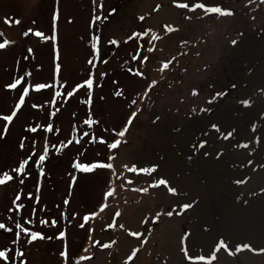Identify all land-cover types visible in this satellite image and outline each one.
<instances>
[{
  "label": "rangeland",
  "instance_id": "rangeland-1",
  "mask_svg": "<svg viewBox=\"0 0 264 264\" xmlns=\"http://www.w3.org/2000/svg\"><path fill=\"white\" fill-rule=\"evenodd\" d=\"M202 2L230 8L231 15L210 13L206 8L178 7L171 0H0V44H3L0 47V133H3L0 135V222L5 225L0 229V249H9V261L0 260V264H20V260L25 264H264V252L251 249H242L231 256L219 251L217 259L211 262L187 258L185 249L188 255H210L221 237L233 249L241 243L264 248V242L249 239L246 231L249 222H244L245 225L240 222L230 229L232 232L225 226L222 236L203 243L199 237L202 230L204 234L209 231L210 222L202 220L201 214L196 216L202 198L192 190L199 187L173 178L174 173H180L176 169L184 172L174 163L178 151L171 149L178 146L177 142L182 143V135L176 137L177 141L173 139L174 142L166 140V146L171 147L166 151L167 158H164L166 152L160 154L159 149L165 142L157 143L154 136L162 121L171 118L179 127L193 126L189 129L197 139L192 137L187 156L192 160L222 157L232 161L230 153L234 156L245 153L240 147L243 142L248 143V151L252 148L249 141L252 136L241 138L239 146L234 143V134L227 135L231 132L229 125H224L219 117L224 93L217 95L223 92L217 76L230 64L235 50L246 45L245 39L264 29V0ZM57 10L54 32L52 16ZM166 24L172 25L173 30L165 28ZM133 32L137 35L132 36ZM5 40L9 43L4 44ZM232 40L237 43L232 44ZM111 57L113 63H106ZM20 59L27 72L15 88H6V84L20 80ZM166 62L168 67L164 68ZM104 65H111L112 75L121 71L120 87L107 84L98 87L103 80ZM59 73L63 76L62 87L67 92L73 88L75 91L64 109L56 108L63 119V132L58 147L50 149L48 125L52 126ZM89 78L90 86L84 83ZM153 80L157 82L154 85ZM36 84L44 87L36 89ZM192 88L198 92L193 94ZM91 95L97 115L94 124L87 121L91 111L85 103ZM21 96L23 102L16 108ZM14 109L16 115L12 121L4 120L3 116L11 115ZM210 123L218 125L216 130L210 128ZM43 125V136L36 143L34 136ZM219 131L225 135L220 136ZM107 138H112L109 144L116 140L120 144L116 148L108 144L105 159ZM21 142L23 148L19 147ZM41 155L45 156L43 161ZM153 155L155 159L163 157L162 164L167 161V170L160 169ZM21 160L27 163L23 172H17ZM93 163L96 167L90 171L77 167ZM246 163L248 178L241 181L243 190H249L253 196L264 194V175L257 173L264 171V165L257 163L255 169L251 160ZM109 164L111 168L107 167ZM132 165L139 169H151L153 165L156 168L147 172L130 171ZM5 172L11 179L2 180ZM77 174H81V181L75 177ZM35 175L42 185L39 194L29 186L28 189L24 178ZM158 179H167L169 184L154 185L153 181ZM180 186L183 191H179ZM99 187L102 189L96 198L99 206L93 211L96 215L85 221L83 217L93 209L88 196H97ZM167 187H175L177 191L170 193ZM109 188L113 191L105 195ZM142 188L147 190L140 191ZM37 197L40 199L35 204L30 201ZM241 197L247 200L246 195ZM53 198L57 199V206L53 205ZM185 203L192 207L183 209ZM101 204L105 207L100 208ZM52 206L58 211L52 217L56 221L54 225L42 219ZM168 212L173 215H167ZM156 216L159 218L153 219ZM44 225L50 230L43 238L29 242L31 232ZM25 228L29 232H24ZM63 230L65 236L61 237L59 232ZM132 232L140 235L134 236ZM184 232H190V236L182 239ZM73 237L83 240L79 252L73 260L71 252L70 258L61 257L60 252H66ZM17 250L23 255L15 256ZM128 256L132 259H127Z\"/></svg>",
  "mask_w": 264,
  "mask_h": 264
},
{
  "label": "bare ground",
  "instance_id": "bare-ground-1",
  "mask_svg": "<svg viewBox=\"0 0 264 264\" xmlns=\"http://www.w3.org/2000/svg\"><path fill=\"white\" fill-rule=\"evenodd\" d=\"M211 1L209 0V2ZM263 32L264 29L255 31L245 39L246 45L239 51L235 50L230 64L225 65L217 76L219 87L222 88L224 93L219 116L221 122L225 123L224 125H229V129L235 137L234 143L239 146L241 138L252 136L249 140L252 143V148L249 151V148H247L248 143L245 144L243 142L240 147L243 150L245 149V153L243 155L240 154L241 156H234L233 153H230L229 157L234 158L232 161L229 157V161H225L222 157L192 160L187 156H189V151L191 152L190 142L193 139L192 137L197 139V135H193L194 131L189 129L193 128V126L183 125L179 127L177 126L178 123L174 125L171 118H166L162 121L161 128L155 129L156 142H165V144H158L160 145V154L166 151L169 152L171 148L166 146V140L171 139L174 142V140L177 141L176 137L178 135H182V143L177 142L178 146L171 149L172 152L178 151L177 159H175L174 163L179 164V168L184 172L176 169L175 172L180 173H174L175 176L173 178L177 181L185 182L187 185L188 183H193V185L195 184V186L199 187L192 190L193 194H197L200 199L202 198L201 210L199 208V214L196 216L201 214L202 220H209L210 222L209 231H206V234L201 229L202 234H200L199 239L203 243L209 240L214 242L219 235L222 236L221 232H223L222 230L225 226L229 228L227 230L232 232L230 229L240 222L242 225H245L244 222H249L246 230L249 239L256 242H264V194L253 196L249 190H243L241 183L243 179L246 180L248 178L246 160H251L255 164V169L258 167L257 163L260 166L264 165ZM245 100L248 101L247 104L243 103ZM224 107L227 109H224ZM231 110L232 112H230ZM234 110L237 111L236 114H234ZM179 130L180 132H178ZM188 137L190 138L188 139ZM159 149L154 153L156 154ZM167 152L164 158L168 157L167 154L169 153ZM153 157L159 167H161L160 169L165 167V170H167L165 165L167 161L163 164L161 162L164 159L163 157L161 159V156L158 159H155L154 155ZM257 173L261 174V176L264 175L263 170ZM173 178L171 180H174ZM183 190L184 188L180 186L179 191ZM241 194L246 195L247 200H244Z\"/></svg>",
  "mask_w": 264,
  "mask_h": 264
},
{
  "label": "snow or ice",
  "instance_id": "snow-or-ice-1",
  "mask_svg": "<svg viewBox=\"0 0 264 264\" xmlns=\"http://www.w3.org/2000/svg\"><path fill=\"white\" fill-rule=\"evenodd\" d=\"M171 4L177 5L178 7H182V8H189V7H191L192 9H197V8H199V9H205L206 8L208 12H210V13H217V14L231 15V12H232V10L230 8L221 7L218 4L217 5H211L210 6V5L206 4L205 2H202V0H196V2H192V0H171ZM156 7L159 8L160 5L157 4ZM57 18H58V10L56 12H54L53 13V16H52L53 31L54 32H55V26H56V20H57ZM68 19H69V21H71L72 20V17H68ZM141 19H143V17H141ZM16 23H19V21L17 20ZM164 27L167 28L169 31H172L173 30L172 25L166 24ZM176 27H179V25H176ZM28 31H32V29H29ZM24 34L27 35V33H24ZM36 34L37 35H42V33H39V32H37ZM136 35H137L136 32H133L132 33V36H136ZM52 38L55 39L56 37L53 36ZM114 42H118V41H114ZM7 43H9V41L5 40L4 41V44H7ZM181 43H183V41H181ZM231 43L232 44H236L237 41L236 40H232ZM0 47H3V44H0ZM93 47H95V45ZM144 59L147 60V57H144ZM163 67L164 68H167L168 67V63L167 62L164 63ZM59 68H60V64L57 63L56 64V69L58 70ZM139 74L140 75H143V73H139ZM19 83H20V80L17 79V80H15L12 83L6 84L5 87L6 88H10V89L11 88H15L16 85L19 84ZM84 83L90 86L92 84V79L89 78V79L85 80ZM156 83L157 82L155 80H153L151 82L152 85H154ZM34 87L36 89H40V88L44 87V85H42V84H36V85H34ZM78 87H80V85H76V88H78ZM24 91L27 92V88H25ZM74 91H75V88H73L72 91L68 92V95L71 96L72 95V92H74ZM191 91H192L193 94H196L198 92V89L192 88ZM217 95H223V92L218 93ZM213 99H215V97H213ZM22 102H23V96H21L20 102H18L15 107L16 108H19L20 107V103H22ZM243 103L244 104H247L248 101L245 100V101H243ZM0 115H2V114H0ZM15 115H16V112H15V109H14L11 115H5V116H3V119L10 122V121H12L13 116H15ZM132 115L134 116L135 113H133ZM209 126H210V128H213V129H216L218 127V125L216 123H210ZM4 127L6 129L7 128V125H5ZM27 127L31 128V125H28ZM48 127L51 128L52 126L51 125H48ZM35 130H36L35 128H31V131L35 132ZM0 135H3V133H0ZM121 135H123V132L121 133ZM219 135L220 136H224L225 133L224 132H219ZM227 135L228 136H231L232 133L229 132V133H227ZM200 143H203V141H200ZM119 144H120V141L119 140H116V141L112 142L111 144H109V147L110 148H116ZM19 147L20 148H23L24 147L23 142H21L19 144ZM216 154L219 155L220 153L217 152ZM44 159H45V156L44 155H41L40 156V160L43 161ZM26 163H27L26 160H21L20 163H19V167H17L15 170L17 172H23L24 171V165ZM77 167H79V168H81V169H83L85 171H90V170H92L93 168L96 167V164L95 163H93V164H78ZM107 167L111 168L112 165L109 164V165H107ZM124 167L127 168L128 166L125 165ZM155 167H156V165H153L151 169H149V168L139 169V168L136 167V165H132L131 166V169H129V170L130 171H143V172H147V171L153 170ZM9 179H11V176L7 172H5L3 174L2 180H9ZM0 182H2V181H0ZM153 184L154 185H165V186H167L169 184V181L167 179H158V180L153 181ZM146 190L147 189H143V188L140 189V191H146ZM166 190L168 192H170V193H175L177 191V189L175 187H167ZM112 191L113 190L111 188H109L108 193H105V195H108ZM28 195L31 196V193H29ZM14 203H15V201H14ZM65 203H67V200H65ZM16 207L19 208L20 205L17 204ZM104 207H105L104 204H101L100 205V208H104ZM181 207L183 209H190L192 207V205L189 204V203H185ZM73 215H75V213ZM90 215L91 216H95L96 213L95 212H92V213L86 214L83 217V219L85 221H87L89 219V216ZM117 215H119V212L118 211H117ZM167 215L171 216V215H173V213L172 212H168ZM158 218H159L158 216L153 217V219H158ZM41 223H44V221H41ZM52 223L55 224L56 221L53 219ZM19 226L20 225H17V227H19ZM80 226L83 227V225H80ZM4 227H5V225L2 222H0V229H3ZM120 227H124V225H120ZM23 231L24 232H29V229L25 228V229H23ZM90 231H91V229H90ZM131 234L134 235V236H139L140 235L139 232H132ZM17 235H19V233H17ZM59 236L64 237L65 236V232L64 231L59 232ZM188 236H190V232H184L182 239L184 237H188ZM37 237L43 238V234L41 232H38V231L31 232V236L29 238V242H31L32 239H35ZM103 246L104 245H101V247H103ZM242 249H251V251H253V252H257V251L258 252H264V248H254L249 243L237 244L235 246V249H233L232 247L229 246V244L226 242V240L221 237L218 240V242L215 243L214 250L212 251V253L210 255H188L187 254V249H185V255L187 256V258L189 260L211 262V261H214V260L217 259V255H218V252L219 251H224L229 256H231V255H233L234 252L235 253H239ZM8 251H9L8 248L0 249V260H2L4 262H8L9 261V256L7 254ZM22 255H23V253H22L21 250H17L15 252V256H22ZM60 256L61 257L66 256V252L65 251H61L60 252ZM81 259H85V257H81ZM127 259L131 260L132 257L131 256H128ZM20 264H25V261L24 260H20Z\"/></svg>",
  "mask_w": 264,
  "mask_h": 264
},
{
  "label": "trees",
  "instance_id": "trees-1",
  "mask_svg": "<svg viewBox=\"0 0 264 264\" xmlns=\"http://www.w3.org/2000/svg\"><path fill=\"white\" fill-rule=\"evenodd\" d=\"M113 59L114 58L111 57L106 63H108V64L111 63V62L113 63V61H114ZM104 67H105V72H104V76L102 78L103 80L98 84V87H102L105 84H107L109 87L114 86V85H116V86L119 85L118 87H120V85H121L120 83H122V80H120L118 78V76L121 74V71L118 72L120 74L116 73V75L115 74L112 75L111 74V65H110V67L104 65ZM125 70H126L125 68L122 69V71H124V72H125ZM20 71H21L20 72V82H21V80L23 79V75L25 74V72H27V70L24 68V66H23V64L21 62V59H20ZM58 76H59V79L56 82V84L58 85V87H57L58 89H57V93H56L57 101H56V104L54 106L55 108H52V117H51L52 118V128L49 131L50 132V140H49L50 149H55V148L58 147L59 142H60L59 138L61 137L62 132H63L62 131L63 130L62 129L63 128V119L60 118L59 115L57 114L56 108L64 109V107L66 105V101L69 98L68 92L62 87V85L64 86L63 76L60 73H59ZM20 94H21V91H20ZM94 102H95V100L93 99L92 95L85 99V103L87 104L88 110L91 111V114H89V117L87 118V121L90 122V123L92 122L93 124L97 121L96 120L97 119V115L94 113V108L96 107ZM44 129H45V126L43 125V126H41V129H38L39 130L38 133L35 134L34 140L36 141V143L42 138L43 133H44ZM111 140H112V138H107L106 139V145L107 146L105 145L104 153H103V156L105 157V159H107L106 156H107V153H108V144L111 142ZM57 141H58V145H57ZM99 172L103 173L102 171H99ZM80 175L81 174H77V175H75V177L76 178L79 177L80 181H81L83 178ZM75 177H74L73 181L75 180ZM24 178L26 179V186L27 187L29 186L30 190L37 191L38 194L42 191V188L39 187V185L40 186H42V185L40 184L41 182H39V180H38L39 178H37V175H35V177H32V176L27 177V176H25ZM93 185H94V187L97 186V185L99 186V184H93ZM29 187H28V189H29ZM99 188L100 189H98V193H96L97 196L96 195H90V196H88V199H87V201H91V203L93 204V209L90 211L91 213L93 211H95L98 208V206H99V202L96 201V198H98V196L100 195L101 190H102L101 187H99ZM102 193H103V191H102ZM56 198H53V200H52L53 205H55V206H57V204H59ZM39 199H40V197L31 198L30 201L35 204V202H38ZM55 206L54 207L52 206L51 210L47 209V215H43L44 218L42 217L43 220H46L47 222L50 221L51 225H54L52 223V221H53V218L56 217V214L58 212L57 209H55ZM48 213H50V215H48ZM41 221L42 220H40V222ZM48 226H49V224H48ZM48 226L44 225V227H40L37 230H38V232H41L42 234H45V233H47L50 230L48 228ZM86 236H87V234H86ZM82 237H83V239L86 238L85 235H83ZM69 239H70V237H69ZM78 239L79 238L73 237L71 240H69V244H68V247H67V250H66V253H67V255L65 256L66 258H68V257L70 258V256L68 255V254H70V252H71V258L73 257L71 260H73L76 257L77 253L80 250L81 242L83 241L82 239H80V241ZM66 258H65V260H68Z\"/></svg>",
  "mask_w": 264,
  "mask_h": 264
}]
</instances>
